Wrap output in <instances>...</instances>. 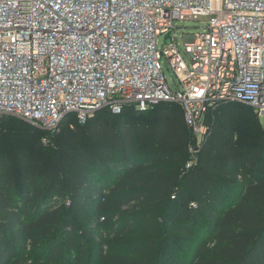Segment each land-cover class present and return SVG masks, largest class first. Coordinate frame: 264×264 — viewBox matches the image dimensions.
Segmentation results:
<instances>
[{"label":"trees","instance_id":"trees-1","mask_svg":"<svg viewBox=\"0 0 264 264\" xmlns=\"http://www.w3.org/2000/svg\"><path fill=\"white\" fill-rule=\"evenodd\" d=\"M215 110L190 169L175 103L69 115L54 135L0 116V141L44 154L0 150V264H264V127L248 105Z\"/></svg>","mask_w":264,"mask_h":264},{"label":"built area","instance_id":"built-area-1","mask_svg":"<svg viewBox=\"0 0 264 264\" xmlns=\"http://www.w3.org/2000/svg\"><path fill=\"white\" fill-rule=\"evenodd\" d=\"M201 19L207 27L185 36L187 62L174 22ZM162 102L182 107L194 136L187 169L210 110L242 103L264 119V0H0V116L54 135L69 115L85 123Z\"/></svg>","mask_w":264,"mask_h":264},{"label":"rangeland","instance_id":"rangeland-1","mask_svg":"<svg viewBox=\"0 0 264 264\" xmlns=\"http://www.w3.org/2000/svg\"><path fill=\"white\" fill-rule=\"evenodd\" d=\"M174 26L176 27V34H177V43H178V49L181 52L182 56L184 57V59L189 62V56L186 53L185 50V36L186 35H192V34H196L200 31H202L204 28L207 27L206 24V20L205 19H201V20H186V21H175L174 22ZM158 46L159 48L162 50L166 47L165 44V40L164 37H160L159 41H158ZM161 65L163 68V72L165 74V77L167 79L168 85L172 90H178L180 89V83L179 80L173 70V68L170 66L169 62L167 59L163 58L161 61ZM216 110L210 111L215 112ZM216 117L215 114H211L210 118L212 120H214ZM208 118V115L207 117ZM259 119V118H258ZM209 120V118L207 119ZM259 122L262 124V126L264 127V119H259ZM50 134V133H49ZM2 142L3 145L0 144V150L3 152H8L9 154L12 155V159L15 156V151L20 150L22 151L23 149H25L28 153V157L29 159H31L32 161H34V165H37V163L42 161V158L44 157V154L42 153L43 151L35 148L34 151L31 150L30 147L27 146L29 142V140L27 138H25V136L23 135H18L15 134L13 136H6L3 139H1L0 143ZM73 142V141H72ZM69 146V149H74L75 145H73V143H69L66 142ZM76 143L77 140H76ZM59 147V146H57ZM60 152L63 153L62 149H60ZM64 155V153H63ZM65 156V155H64ZM55 157V156H54ZM55 159V158H54ZM57 161L60 162L62 158V156H59L58 158H56ZM13 162L15 163V161L13 160ZM21 170V169H20ZM19 170V171H20ZM22 171V170H21ZM86 241H95L92 237L91 238H87ZM111 246L116 249V248H129V244L126 242H123L120 239H113L110 241Z\"/></svg>","mask_w":264,"mask_h":264},{"label":"water","instance_id":"water-1","mask_svg":"<svg viewBox=\"0 0 264 264\" xmlns=\"http://www.w3.org/2000/svg\"><path fill=\"white\" fill-rule=\"evenodd\" d=\"M169 37H170V34L167 35V38H169Z\"/></svg>","mask_w":264,"mask_h":264}]
</instances>
